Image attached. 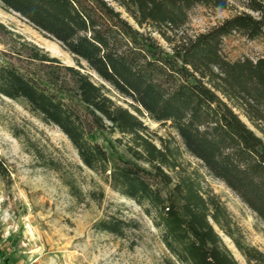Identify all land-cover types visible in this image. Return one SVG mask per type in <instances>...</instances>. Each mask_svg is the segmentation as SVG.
<instances>
[{
  "label": "trees",
  "instance_id": "1",
  "mask_svg": "<svg viewBox=\"0 0 264 264\" xmlns=\"http://www.w3.org/2000/svg\"><path fill=\"white\" fill-rule=\"evenodd\" d=\"M198 5L225 10L229 3L0 0L4 11L75 61L63 64L0 23V97L23 100L66 136L87 169L141 208L170 256L167 264H239L213 224L247 264H264V253L233 237L225 206L203 192L196 175L169 174L180 168L179 146L161 141L158 147L139 117L119 103L168 124L184 150L264 224V57L230 61L222 52L224 38L233 33L249 40L264 36V1L246 0L247 11L187 35L188 13ZM98 131L119 135L131 159L111 157L95 140ZM0 178H9L1 161ZM139 227L113 216L94 226L117 237Z\"/></svg>",
  "mask_w": 264,
  "mask_h": 264
},
{
  "label": "rangeland",
  "instance_id": "2",
  "mask_svg": "<svg viewBox=\"0 0 264 264\" xmlns=\"http://www.w3.org/2000/svg\"><path fill=\"white\" fill-rule=\"evenodd\" d=\"M245 1L227 0L229 6L225 10L195 6L188 13L185 33L206 32L225 18L247 11ZM116 9L132 23L121 9ZM0 23L63 64L75 66L73 57L57 42L45 38L19 16L1 7ZM160 43L165 47L163 41ZM222 52L230 61L264 57V36L249 40L233 33L224 38ZM90 74L96 83H101L95 74ZM119 103L139 117L158 147L161 141L170 147L179 146L180 168L169 174L174 178L196 175L203 192L215 195L225 206L233 237L264 253V224L257 215L184 150L168 124L156 123L144 112L138 115L127 104ZM119 138L117 134L98 131L95 140L111 157L131 159ZM0 161L9 172V178H0L3 264H167L170 259L158 231L141 208L87 169L66 136L31 113L23 100L0 97ZM138 164L148 168L144 163ZM111 216L133 219L140 227L127 229L123 237L94 228L99 220ZM213 227L234 259L247 264L233 240L214 224Z\"/></svg>",
  "mask_w": 264,
  "mask_h": 264
},
{
  "label": "built area",
  "instance_id": "3",
  "mask_svg": "<svg viewBox=\"0 0 264 264\" xmlns=\"http://www.w3.org/2000/svg\"><path fill=\"white\" fill-rule=\"evenodd\" d=\"M0 264H3L2 261H1V259H0Z\"/></svg>",
  "mask_w": 264,
  "mask_h": 264
}]
</instances>
